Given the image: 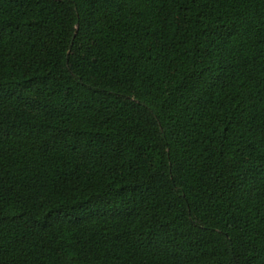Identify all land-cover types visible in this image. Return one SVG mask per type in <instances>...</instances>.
<instances>
[{
	"label": "trees",
	"instance_id": "obj_1",
	"mask_svg": "<svg viewBox=\"0 0 264 264\" xmlns=\"http://www.w3.org/2000/svg\"><path fill=\"white\" fill-rule=\"evenodd\" d=\"M0 264H264V0H0Z\"/></svg>",
	"mask_w": 264,
	"mask_h": 264
}]
</instances>
